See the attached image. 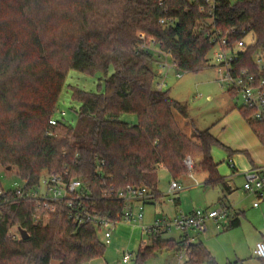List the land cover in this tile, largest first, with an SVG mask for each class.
Instances as JSON below:
<instances>
[{"label":"trees","instance_id":"16d2710c","mask_svg":"<svg viewBox=\"0 0 264 264\" xmlns=\"http://www.w3.org/2000/svg\"><path fill=\"white\" fill-rule=\"evenodd\" d=\"M215 31L230 43L243 40L235 69L257 73L264 0H0V165L15 167L26 182L21 192L0 183V264H80L104 251L98 228L76 221L66 201L45 206L26 195L44 172L81 180L88 192L82 204L111 218L124 205L119 190L143 186L151 194L144 203L152 202L160 195L157 168L175 180L188 171V156L199 157L205 183L230 189L211 155L218 140L208 129L182 131L173 110L186 118L185 108L155 84L158 53L150 48L169 55L177 69L197 72L208 65ZM68 68L104 73L103 91L71 86L80 103L74 126L64 114L54 116ZM239 109L264 144V122ZM121 112L135 113L136 123L120 120ZM239 223L234 217L224 229ZM12 227L27 236H13ZM164 232L145 233L148 244L140 245L134 264L162 250H185L180 264L214 263L201 241Z\"/></svg>","mask_w":264,"mask_h":264},{"label":"rangeland","instance_id":"374dc122","mask_svg":"<svg viewBox=\"0 0 264 264\" xmlns=\"http://www.w3.org/2000/svg\"><path fill=\"white\" fill-rule=\"evenodd\" d=\"M156 52V46H150ZM214 45L207 53L208 65L192 72L182 71L173 65L169 55H160L154 64L155 84L162 82L161 89L179 101L185 108L187 117L183 118L178 110H173L174 117L186 135L195 127L208 129L218 140L211 148V155L217 162V172L230 186L223 183H205L206 173L197 169L199 157H190L193 170L175 178L178 187L170 191V182L174 179L163 167L157 168V189L160 195L152 202L143 204V219L135 226L120 222L111 236V243L106 244L102 255L80 264H134L141 241L148 244L146 234L141 236L140 224L151 225L154 217H172L177 212H189L193 209H211L225 206L229 210L228 218L208 220L205 231L189 230L193 241H201L213 257V264H259L253 254L255 244L264 240V198L254 207L256 200L253 193L243 188L244 172L264 166V144L253 132L242 115L240 94H230L222 80L223 72L215 63ZM111 68L108 70V73ZM104 73L95 71L87 73L68 68L56 102L54 116L74 126L77 120L79 101L71 98V86L86 91H103ZM118 118L128 123H136L137 117L132 112H121ZM192 140L196 138L192 136ZM254 166V167H253ZM197 169V170H196ZM0 183L2 188H14L22 185V180L15 167L7 169L0 165ZM40 190L37 191V193ZM236 192L234 200L230 199ZM238 217L236 227L224 229L227 222ZM218 225V226H217ZM15 227L11 228L15 232ZM181 231L171 228L163 237L180 239ZM101 238V236H100ZM128 252L130 259L122 262L123 252ZM185 256L179 257L175 252L157 251L147 257L141 264H180ZM50 264H58L51 260ZM200 264H209L202 262ZM264 264V261H263Z\"/></svg>","mask_w":264,"mask_h":264},{"label":"built area","instance_id":"2783aa9c","mask_svg":"<svg viewBox=\"0 0 264 264\" xmlns=\"http://www.w3.org/2000/svg\"><path fill=\"white\" fill-rule=\"evenodd\" d=\"M163 22V19L160 20ZM142 36V34H141ZM211 42L218 46V50L214 52L215 63L219 66V72H223L222 80L226 83L227 89L235 90L242 97V106L251 109L249 118L254 121L264 122V60L259 53L253 56V62L257 65V73H252L248 69L236 70L234 64L239 60L240 51L245 49L243 40H237L232 43L228 42L224 36L219 34V31L212 32ZM142 47H146L144 44ZM151 48V47H150ZM158 56L167 54L159 48L156 49ZM162 82L157 83V87L161 88ZM60 114H64L63 111ZM51 124L55 123V119L49 120ZM184 163L188 170L192 172L193 161L186 157ZM245 181L243 188L253 193L256 200L252 203L254 207L258 206L259 202L264 198V166L254 168L244 172ZM175 180L170 182V191L178 187ZM26 182L22 181V185L15 186L17 192L24 190ZM85 184L77 179L57 173L44 172L39 177L36 186L29 188L26 191L27 196L38 198L43 205L48 206L52 203L66 201L67 206L72 209L71 216L76 221H89L95 225L100 233L101 240L108 244L110 243L113 231L120 222L126 224H136L143 219V204L145 198L151 196L145 187L133 189L127 186V192L121 190L117 195L124 199L122 210L114 218L98 213L95 210H88L82 200L87 195ZM40 190L38 193L37 191ZM229 210L225 206L211 209H193L189 212H177L172 217L156 216L151 225H141L143 234L146 232H156L158 230L177 229L181 232L188 230L205 231L208 220H220L228 218ZM218 226V225H217ZM13 236L20 237L17 230L13 232ZM186 242L188 240L184 239ZM145 242L141 241V245ZM253 254L260 259H264V240H260L255 244ZM179 257L185 256V250L177 253ZM130 255L128 252H123L122 262H128Z\"/></svg>","mask_w":264,"mask_h":264},{"label":"crops","instance_id":"0c3cea01","mask_svg":"<svg viewBox=\"0 0 264 264\" xmlns=\"http://www.w3.org/2000/svg\"><path fill=\"white\" fill-rule=\"evenodd\" d=\"M159 167H161V165L159 166ZM158 167V168H159ZM254 167V166H253ZM233 194V193H232ZM229 222V221H228ZM119 225V224H118ZM118 225H117V227H118ZM141 225L142 224H140L139 225V227H140V229H141ZM132 226H135V224H132ZM117 227H116V229L115 230H117ZM114 232V231H113ZM165 233V232H164ZM163 233V234H164ZM113 234V233H112ZM163 234H162V236H163ZM143 235V232H142V229H141V236ZM165 238V237H164ZM180 239H186V240H188L189 242H192L193 241V236L191 235V233L189 232V230L187 231V232H182V235L180 236ZM110 243H111V240H110ZM109 243V244H110ZM125 263H127V262H125Z\"/></svg>","mask_w":264,"mask_h":264},{"label":"water","instance_id":"95a60500","mask_svg":"<svg viewBox=\"0 0 264 264\" xmlns=\"http://www.w3.org/2000/svg\"><path fill=\"white\" fill-rule=\"evenodd\" d=\"M6 168L7 169H10V166H7ZM235 197H236V192H234L233 194H231L230 199L231 200H234ZM19 233H20L21 238H24V237L27 236V233H26V231L24 229H19Z\"/></svg>","mask_w":264,"mask_h":264}]
</instances>
